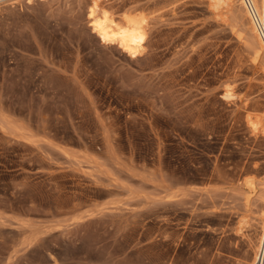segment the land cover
<instances>
[{
	"label": "rangeland",
	"instance_id": "rangeland-1",
	"mask_svg": "<svg viewBox=\"0 0 264 264\" xmlns=\"http://www.w3.org/2000/svg\"><path fill=\"white\" fill-rule=\"evenodd\" d=\"M96 1L146 16L141 53L93 32ZM250 21L242 0H0V264H253Z\"/></svg>",
	"mask_w": 264,
	"mask_h": 264
},
{
	"label": "bare ground",
	"instance_id": "bare-ground-1",
	"mask_svg": "<svg viewBox=\"0 0 264 264\" xmlns=\"http://www.w3.org/2000/svg\"><path fill=\"white\" fill-rule=\"evenodd\" d=\"M209 1L211 2V5L214 8L218 9L220 5L222 4L229 5L235 0H209ZM253 1L258 13L264 14V0H253ZM246 11L251 19L249 31L256 45L255 49H256L257 57L261 58L262 55L264 56V46L261 37L258 34L256 24L253 18H251V14L248 12L247 9ZM88 18L90 21V25L93 29V32H95L103 42L117 43L122 48V50H124L125 52H127L129 55L132 56L138 55L139 53H141L142 49H144L148 34V20L146 16L139 15L138 12L136 11L130 12L126 16L122 17V19L120 18L121 19L120 22H117L114 19V17L110 14V12H108L107 10L103 9V11H100V6L98 5V1H96L95 5L89 11ZM235 97L236 96L232 90V87H228L225 93L223 94V98L226 100H231L234 99ZM248 122L255 132V130L257 129V124L252 122L251 120H248ZM248 187L251 190L252 194H254L253 192L255 191L254 190L255 188L253 187V185L248 184ZM260 198L264 202V189ZM242 223L244 226V222Z\"/></svg>",
	"mask_w": 264,
	"mask_h": 264
},
{
	"label": "built area",
	"instance_id": "built-area-1",
	"mask_svg": "<svg viewBox=\"0 0 264 264\" xmlns=\"http://www.w3.org/2000/svg\"><path fill=\"white\" fill-rule=\"evenodd\" d=\"M245 8L251 14V18H253L259 36L261 37L263 46H264V14L258 13L255 8V4L253 0H242ZM253 264H264V222L261 227L259 241L257 245L256 252L254 254V262Z\"/></svg>",
	"mask_w": 264,
	"mask_h": 264
},
{
	"label": "water",
	"instance_id": "water-1",
	"mask_svg": "<svg viewBox=\"0 0 264 264\" xmlns=\"http://www.w3.org/2000/svg\"><path fill=\"white\" fill-rule=\"evenodd\" d=\"M221 98H223L222 94H220Z\"/></svg>",
	"mask_w": 264,
	"mask_h": 264
}]
</instances>
